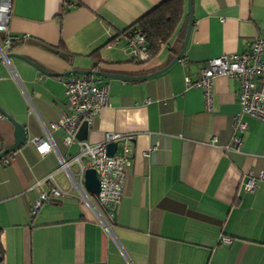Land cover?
<instances>
[{"label": "crops", "instance_id": "1", "mask_svg": "<svg viewBox=\"0 0 264 264\" xmlns=\"http://www.w3.org/2000/svg\"><path fill=\"white\" fill-rule=\"evenodd\" d=\"M164 1L13 0L10 53L53 74L147 76L180 53L182 27L169 47L143 62L133 57L126 32ZM193 13L179 63L142 81L99 78L109 86V108L90 129L82 122L70 147L64 131L53 133L60 152L70 156L78 154V143H100L106 132L132 137L134 156L111 234L62 173L56 179L68 194L31 214L37 198L50 192L48 183L38 182L57 169L58 158L54 152L40 156L29 140L43 136L39 119L48 125L68 112L65 83L78 77H47L11 60L19 84L0 64V106L28 135L0 162V264H264V122L245 117L241 151L226 150L241 111L240 82L217 77L210 110L203 89L186 84L207 61L241 55L264 38V0H193ZM65 52L73 57L64 59ZM0 143L3 149L14 143V126L1 114ZM251 174L257 178L253 191L245 187Z\"/></svg>", "mask_w": 264, "mask_h": 264}, {"label": "built area", "instance_id": "2", "mask_svg": "<svg viewBox=\"0 0 264 264\" xmlns=\"http://www.w3.org/2000/svg\"><path fill=\"white\" fill-rule=\"evenodd\" d=\"M13 0H0V58L9 69L13 79L20 84L11 62L6 54L10 51L11 38L9 24L12 18ZM132 55L140 61L150 60L145 39L137 35L131 39ZM264 38L253 40L248 50L241 55H223L205 63L195 82L186 78L188 86L201 88L204 91L205 104L212 108V89L214 80L219 76L228 77L240 82V113L234 117V132L231 145L226 150L240 152L243 146L242 134L247 130L245 117L264 122ZM65 98L68 112H62L57 121L50 124L43 123L35 110L31 97L24 91L32 113L40 121L43 130L42 137H33L29 143L40 156L54 152L58 158V167L50 172L38 185L46 182L50 192L42 193L35 201L31 214L34 216L45 203H52L67 195L56 179V174H64L69 183L70 191L91 210L98 223L106 232L111 234V227L115 211L121 202L126 178L134 156L132 137L117 132H106L100 143H78L79 152L76 155H63L55 142L53 133L62 130L65 133L63 143L70 147L76 143V133L82 122H86L90 129L95 118L109 108V86L101 84L97 77H78L65 83ZM216 142V140H213ZM111 143L117 144L113 156L108 155L107 147ZM156 148H153L154 150ZM148 156V154H145ZM94 169L100 181V194L97 204L92 200L93 195L85 188V172ZM259 179H264L261 175ZM257 178L252 174L248 177L245 187L249 191L256 188ZM222 243L229 244L224 238ZM0 247V257H1Z\"/></svg>", "mask_w": 264, "mask_h": 264}, {"label": "water", "instance_id": "3", "mask_svg": "<svg viewBox=\"0 0 264 264\" xmlns=\"http://www.w3.org/2000/svg\"><path fill=\"white\" fill-rule=\"evenodd\" d=\"M187 4V15H188V23H187V30H186V35L184 39V44L183 48L176 55V57L172 60V62L167 65L165 68L154 72L152 74H149L147 76H142V77H128V76H123V75H115V74H109L106 72L102 71H97V70H71L65 73L61 74H53L38 65L37 63L33 62L29 58L18 55L15 53H10V51L6 54L8 60L11 62V60H20L25 62L26 64L30 65L31 67L35 68L37 71H39L42 75L47 76V77H55V78H62V77H97V78H103V79H119L123 80L126 82H135V81H142V80H147L151 78H155L169 69H171L174 65L179 63L185 53V50L187 48V45L190 40V36L193 30V27L195 25V16L193 13V0H186ZM0 64H4L3 60L0 58ZM6 66V65H5ZM0 114L6 118L9 122H11L14 126V143L9 147L3 149L1 143H0V162L3 161L4 158L7 156L11 155L14 153L16 150L20 149L22 146H24L27 143L28 135H27V130L25 126H23L21 123H19L15 118L10 116L1 106H0ZM117 150V144L116 143H111L107 147V153L110 156H113L114 153ZM85 188L86 190L98 198L100 194V181L97 172L94 169H89L85 172ZM116 212H114L115 216L113 221H116Z\"/></svg>", "mask_w": 264, "mask_h": 264}, {"label": "trees", "instance_id": "4", "mask_svg": "<svg viewBox=\"0 0 264 264\" xmlns=\"http://www.w3.org/2000/svg\"><path fill=\"white\" fill-rule=\"evenodd\" d=\"M187 19L186 0H166L160 6L141 18L127 30L126 33L130 38H134L137 35L144 37L146 48L151 59L157 57L163 47H169L171 40L180 27H182L181 37L184 39L186 28L185 21ZM10 38L12 46L15 40L11 36ZM62 57L70 60L73 55L69 52H65L62 54ZM135 60L138 59L135 58ZM138 61L140 62V60Z\"/></svg>", "mask_w": 264, "mask_h": 264}, {"label": "rangeland", "instance_id": "5", "mask_svg": "<svg viewBox=\"0 0 264 264\" xmlns=\"http://www.w3.org/2000/svg\"><path fill=\"white\" fill-rule=\"evenodd\" d=\"M67 181V180H66ZM67 184L69 185L68 181H67Z\"/></svg>", "mask_w": 264, "mask_h": 264}]
</instances>
